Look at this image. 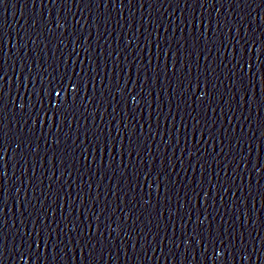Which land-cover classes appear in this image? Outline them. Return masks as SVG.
I'll use <instances>...</instances> for the list:
<instances>
[{
  "label": "water",
  "instance_id": "1",
  "mask_svg": "<svg viewBox=\"0 0 264 264\" xmlns=\"http://www.w3.org/2000/svg\"><path fill=\"white\" fill-rule=\"evenodd\" d=\"M0 38V264H264V0H7Z\"/></svg>",
  "mask_w": 264,
  "mask_h": 264
},
{
  "label": "snow or ice",
  "instance_id": "2",
  "mask_svg": "<svg viewBox=\"0 0 264 264\" xmlns=\"http://www.w3.org/2000/svg\"><path fill=\"white\" fill-rule=\"evenodd\" d=\"M52 2L55 3V0H52ZM65 2H67V0H65ZM105 2L107 3L108 0H105ZM6 3H7V0H0V6H4ZM56 27L57 28L60 27V24L58 21L56 23ZM230 31H231V29H230ZM73 43H75V42H73ZM237 43H239V41H237ZM226 46L227 45H225V47ZM0 51H2V38H0ZM73 51H75V49H73ZM237 64L241 69H243L242 61H238ZM249 67L251 68V65H249ZM0 71H3L2 66H0ZM252 75L254 76L255 73H252ZM233 76H235V73H233ZM4 79H5V76L0 75V81H2ZM29 82L33 83V85H34V79L30 80ZM241 82H243V75H241ZM233 83H235V81H233ZM22 86L27 88V84H22ZM69 86L71 87V95L74 99L79 94V91H80V85L77 81H73L70 77L66 81L64 75H59V76L58 75H52L50 77V79L47 80V84L44 85L43 79H42L41 90L38 92H35V95L37 97L36 103L39 104L40 108L45 111V114H47V112L49 110V106H50L52 112L56 115V119H59L60 115H61L60 110H61V108H63L64 103L68 99L67 94H68ZM2 91H3L2 88H0V151L3 150V140H4V135H5V133H4V111L6 108V104L4 103V97L2 95ZM45 97H47V99H48V105H45V100H44ZM53 100H55L56 103H53ZM132 100L135 103H139V101L136 100L135 96L132 97ZM29 102L31 103V96H29ZM13 107L15 109H18L20 112H23L25 109L24 103H20L17 105L15 103V100H13ZM33 107H34V105H33ZM197 123H199V121H197ZM261 126L264 127V121H262ZM33 151H35V149H33ZM3 160H4V157L0 156V178H2L3 175L6 174L3 171V169H4ZM149 187H151V184L149 185ZM17 191H19V189H17ZM225 191H229V189H225ZM232 195L235 196V193L233 192ZM0 202H2V201H0ZM200 223L203 224V221H200ZM3 239H4L3 232L0 231V246L3 245ZM193 239H194V237H193ZM22 243L26 244V246H27L26 250H21V248L18 247L17 252H19L21 260H24L25 255L27 254V255L31 256L33 254V251H32V243H30L28 241H22ZM183 243H185L187 245L189 243V241L184 240ZM213 243H215V241H213ZM221 244H223V241H221ZM45 246H47V245H45ZM177 247H179V245H177ZM36 248L38 251L39 250V243L38 242L36 244ZM214 253H215L216 257L221 256L220 250H216L214 248Z\"/></svg>",
  "mask_w": 264,
  "mask_h": 264
}]
</instances>
